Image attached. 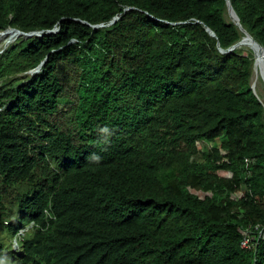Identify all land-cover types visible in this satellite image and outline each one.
<instances>
[{
	"label": "trees",
	"instance_id": "16d2710c",
	"mask_svg": "<svg viewBox=\"0 0 264 264\" xmlns=\"http://www.w3.org/2000/svg\"><path fill=\"white\" fill-rule=\"evenodd\" d=\"M5 30L36 34L0 53L17 264H264V106L230 51L264 56V0H0Z\"/></svg>",
	"mask_w": 264,
	"mask_h": 264
},
{
	"label": "rangeland",
	"instance_id": "374dc122",
	"mask_svg": "<svg viewBox=\"0 0 264 264\" xmlns=\"http://www.w3.org/2000/svg\"><path fill=\"white\" fill-rule=\"evenodd\" d=\"M225 19H226L227 22H230V21H232L233 18L231 17L230 13L228 12V15L226 16ZM242 39L243 38H241V40ZM241 40L238 42V44L241 42ZM17 41H18V38L10 37V33L9 32H3V33L0 32V53H2L6 49V47L10 46L11 44L16 43ZM241 51H243L244 53L250 52L254 56L255 62H254L252 77H251V80H250V85H251V88L254 91L256 97L259 99V101L264 106V76L262 75L264 67L263 66L262 67L259 66L261 68L257 67L256 57H255L254 53L252 52V50L250 51L248 47H245V48L241 49ZM256 80H257V82H256ZM220 174L223 175L222 173H220ZM192 193L198 195L200 198H203L205 196L202 193H195L193 191H192ZM16 241H17V239L13 240V241H10L9 239H7L5 233L0 231V244L8 245L7 248L5 250H3L7 257L10 255V247L9 246L12 247L13 251L17 252V243H16ZM15 259L16 258H10L9 260H15ZM0 264H3V263H0ZM8 264H16V262H9Z\"/></svg>",
	"mask_w": 264,
	"mask_h": 264
},
{
	"label": "clouds",
	"instance_id": "9594fccd",
	"mask_svg": "<svg viewBox=\"0 0 264 264\" xmlns=\"http://www.w3.org/2000/svg\"><path fill=\"white\" fill-rule=\"evenodd\" d=\"M1 33H3V32H17V33H21V32H19V31H16V30H5V31H0ZM25 35V34H24ZM27 35V34H26ZM28 38V37H23V36H20V37H18V40L20 39V38ZM29 37H32V36H29ZM7 48V47H6ZM32 224H29V225H27L26 227H25V229H22V230H20L18 233H17V235H15V237H13L12 239H9L10 241H13V240H16L17 239V241H16V243H17V252L16 251H13V249H12V247L11 246H9L10 247V255L7 257L6 255H5V253H4V251H3V255L5 256V259L3 260V261H0V263H3V264H8L9 262H16V264H17V258H18V256L20 255V252H21V249H20V247H21V243H22V241H23V238H24V234L26 233V232H28L29 230H31L32 229ZM6 237H7V235H6ZM7 239H8V237H7ZM1 246H2V249L3 250H5L6 248H7V246L8 245H2V244H0ZM10 258H16L15 260H9Z\"/></svg>",
	"mask_w": 264,
	"mask_h": 264
},
{
	"label": "built area",
	"instance_id": "2783aa9c",
	"mask_svg": "<svg viewBox=\"0 0 264 264\" xmlns=\"http://www.w3.org/2000/svg\"><path fill=\"white\" fill-rule=\"evenodd\" d=\"M9 33L11 34V33H15V32H9ZM16 34H17V38L20 37V36L29 37V36H35L36 35L35 33L24 35L22 33H17V32H16ZM254 232L255 233H259L260 239L264 240V227L255 226L254 227ZM254 247H255V236L252 233L251 234L250 233H243V239H242V242H241V248L244 249V250H251Z\"/></svg>",
	"mask_w": 264,
	"mask_h": 264
},
{
	"label": "bare ground",
	"instance_id": "6f19581e",
	"mask_svg": "<svg viewBox=\"0 0 264 264\" xmlns=\"http://www.w3.org/2000/svg\"><path fill=\"white\" fill-rule=\"evenodd\" d=\"M11 36L10 37H12V38H17V34L16 33H11L10 34ZM5 38V37H4ZM8 41V40H7ZM245 47H248L249 48V50L251 51L252 50V52L256 55V64H257V67H259V66H263L264 67V64H263V62H262V59H261V54L259 53V51H254V47L251 45V43L250 42H248L247 40H245V37L241 40V42L239 43V44H237V50H241V49H243V48H245ZM236 50V51H237ZM261 67H259V68H261ZM261 70V69H260ZM255 72V71H254ZM260 72V71H259ZM258 72V73H259ZM261 74V73H260ZM255 75V74H254ZM263 76H264V70H263V74H262ZM259 77V76H258ZM256 82H257V80H256ZM255 83V82H254Z\"/></svg>",
	"mask_w": 264,
	"mask_h": 264
},
{
	"label": "water",
	"instance_id": "95a60500",
	"mask_svg": "<svg viewBox=\"0 0 264 264\" xmlns=\"http://www.w3.org/2000/svg\"><path fill=\"white\" fill-rule=\"evenodd\" d=\"M226 7L228 8V12L230 13L231 17L233 18L234 21H236V16H235V13L233 12L230 4H227ZM244 35H245V40H247L248 42L251 43V45L254 47V51H259V53L261 54V59H262V62L264 64V56L262 54V51L258 48V46L253 42V40L244 32ZM238 44V43H237ZM237 44H235L230 51L232 50H237ZM255 55V54H254ZM256 57V55H255Z\"/></svg>",
	"mask_w": 264,
	"mask_h": 264
}]
</instances>
